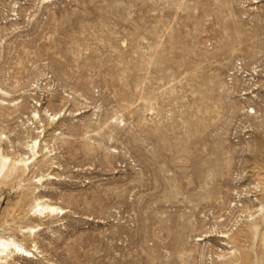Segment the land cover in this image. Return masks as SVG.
Masks as SVG:
<instances>
[{
	"label": "rangeland",
	"instance_id": "obj_1",
	"mask_svg": "<svg viewBox=\"0 0 264 264\" xmlns=\"http://www.w3.org/2000/svg\"><path fill=\"white\" fill-rule=\"evenodd\" d=\"M0 88L2 264L261 263L264 0H0Z\"/></svg>",
	"mask_w": 264,
	"mask_h": 264
},
{
	"label": "bare ground",
	"instance_id": "obj_2",
	"mask_svg": "<svg viewBox=\"0 0 264 264\" xmlns=\"http://www.w3.org/2000/svg\"><path fill=\"white\" fill-rule=\"evenodd\" d=\"M8 96H10V93L8 91H5L2 88H0V105L1 106H5V107H7V106L15 107L16 106L15 108L22 106V104L20 105L19 102H14L13 99L9 100L7 98ZM254 112H256V111H254ZM55 115H56V113L55 114L52 113V114L49 115V117L51 118V117H54ZM40 117L41 116L38 113V111H33V118L40 119ZM6 138H8L7 135L4 136L3 133H0V142L3 141ZM10 142H11V140H10ZM30 142L31 143H27L26 144V149L28 151H30V155L27 156V157L23 156V155H19V154H18L19 156L16 157V158L10 157V155L8 153H5L3 150H1V146H0V176H6V177H10L12 175L14 176L16 174L15 172H20L22 174L26 173L27 167L34 161V158H35L36 154L39 153V149H40V141H39L38 138H34ZM203 167H205V164H204ZM209 167L210 168L207 171L208 173H206L208 178L204 179V181L206 183V184L205 183L204 184L205 185L209 184V185L204 191H205V194H207V197H209L211 200H214V199L215 200H220L222 198V191H221L222 187L220 186L221 184L219 183V181L216 178V174H214L212 171H210L211 170V166H209ZM212 168H213V166H212ZM199 173H202L201 170H200ZM199 173H197V174H199ZM200 176H201V174H200ZM201 177H200V179H201ZM41 179H42V177L40 176L39 180H41ZM203 187H205V186H203ZM236 194H238L237 191H236ZM239 195H242V194H239ZM224 200H225V198H224ZM224 200H222V202L225 203ZM36 201L37 202L34 205V214H36V216L37 215H43V214H46V213L47 214H57V213H61V212H66L64 210V208H62L60 206H56V205L51 204L49 202H44V201L41 200V198H38ZM219 204H222V203L220 202ZM244 206H245V210L247 212L248 211L251 212L250 211V209H251L250 207L251 206L249 207L248 204H246V203H245ZM257 207L259 209H257L256 212L260 213V212L264 211V201L261 200L260 204H258ZM234 208H235V206H234ZM242 208H243V206H242ZM255 213H249V217L250 218L252 216L254 217ZM263 218H264V215L262 216V219ZM257 224L258 223L256 222V226H258ZM36 227L37 226L28 227V229H27V231L25 233V236L31 237V236L35 235L36 234V231H35ZM263 228H264V225H263ZM252 232H254V231H252ZM199 240H203V238L200 237ZM261 241H262V243L260 244V248L257 249V254L262 255V261H261V263L260 262L259 263L260 264H264V232H262V234L260 235V242ZM16 250L18 252L22 251L23 253H27V254H30L32 252L30 249H27L26 247H24L23 244H21L20 242L16 241L14 237H11V236L7 237V236L0 235V261H2L4 259L7 260L8 257L11 256V254L15 253ZM0 264H2V263L0 262Z\"/></svg>",
	"mask_w": 264,
	"mask_h": 264
}]
</instances>
